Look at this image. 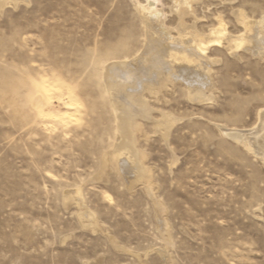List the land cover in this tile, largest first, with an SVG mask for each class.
Returning a JSON list of instances; mask_svg holds the SVG:
<instances>
[{
    "label": "rangeland",
    "instance_id": "obj_1",
    "mask_svg": "<svg viewBox=\"0 0 264 264\" xmlns=\"http://www.w3.org/2000/svg\"><path fill=\"white\" fill-rule=\"evenodd\" d=\"M157 6L175 27L173 1ZM193 8L186 32L205 35L221 16L236 36L237 10L264 21V0H198ZM143 41L131 0L0 9V264H264V163L216 127L258 124L264 58L213 53L222 61L212 65L206 103L191 101L181 83L149 97L153 117L177 119L167 144L150 121L137 143L161 213L145 186L130 188L117 169V123L101 80L108 57L129 58ZM46 86L56 94L41 113L33 103ZM77 190L99 222L94 230L65 200Z\"/></svg>",
    "mask_w": 264,
    "mask_h": 264
},
{
    "label": "bare ground",
    "instance_id": "obj_2",
    "mask_svg": "<svg viewBox=\"0 0 264 264\" xmlns=\"http://www.w3.org/2000/svg\"><path fill=\"white\" fill-rule=\"evenodd\" d=\"M131 1L142 20L143 45L129 58L108 57L101 80L117 123V138L112 154L117 169L126 175L123 178L129 185L141 182L153 198L151 172L144 164L145 154L137 147L139 135L144 133L142 122H152L167 144L170 129L177 119L164 112H160L157 118L153 117L152 106L148 104L149 97L157 101L160 94L181 83L191 101L202 104L213 100L210 89L214 84L212 65L222 61L213 57V53L239 59V51H243L256 58H264V21L248 19L243 10H237L236 20L243 30L236 36L229 34L221 16L218 17L219 26L203 35L194 29L189 32L185 30L184 19L194 14L193 4L198 0H172L178 20L175 27L168 25L165 13L157 6L161 0ZM19 3H29V0H0V9ZM172 31L176 35H172ZM39 94L33 107L42 113L41 108L52 102L56 92L53 87L46 86ZM216 127L222 135L241 144L264 163V109L260 110L258 124L252 129L229 128L218 124ZM108 159L105 158L104 164H109L111 159ZM65 200L78 206L79 218L84 226L92 230L99 227L96 216L84 207L79 190L65 192ZM153 201L156 212L162 213L163 205L154 198ZM159 223L163 227L164 232H161L164 233L165 241L169 243L167 222L160 219Z\"/></svg>",
    "mask_w": 264,
    "mask_h": 264
}]
</instances>
